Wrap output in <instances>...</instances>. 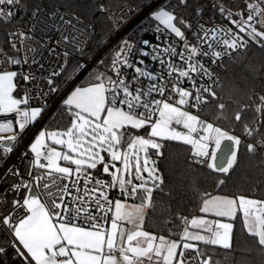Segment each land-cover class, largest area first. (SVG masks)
I'll use <instances>...</instances> for the list:
<instances>
[{
	"label": "snow or ice",
	"instance_id": "1",
	"mask_svg": "<svg viewBox=\"0 0 264 264\" xmlns=\"http://www.w3.org/2000/svg\"><path fill=\"white\" fill-rule=\"evenodd\" d=\"M178 2L185 4L186 0ZM243 2L244 8L239 11L214 3L213 8L231 27L208 28L199 24L192 36L196 44L190 43L192 24L175 14L170 4L159 6L151 13V20L158 23L146 29L155 33L156 44L148 39L140 44L123 39L112 49L110 63L105 64L103 58L96 61L98 67L91 73L87 86H76L67 94L62 103L70 126L63 130L38 129L20 153L21 162L28 165L30 180H25L14 166L4 173V177L17 178L18 182L7 190L14 191L17 198L11 201L12 211L0 216V227L12 237L11 246L23 264H212V256L201 245L232 249L235 225L225 220L234 221L238 212L246 233L264 249V201L242 195L204 193L199 211L222 219L178 216L184 225L178 240L170 238L175 235L171 231L165 237L145 229L146 210L154 206V192L162 191L165 183L151 155L163 156L165 142L190 146L192 161L214 172L227 175L239 165L241 137L202 119L200 113L209 97L218 98L212 84L220 86L218 77L202 58L209 57L216 64L225 56L232 59L233 53L246 54L244 50L251 44L264 49V0ZM21 4L22 0H0V24H11L16 15L13 9ZM100 8L105 10L103 5ZM39 11L38 7L33 10V19ZM64 15H59L61 23L55 27L61 29L64 42L82 52L81 42L75 36L70 40L71 34L63 29L88 33L78 27L79 17L66 20ZM122 21L123 17L114 21L117 28ZM29 31L33 34L19 30L7 33L8 43L17 55L9 56L0 50V114L15 113L18 125L17 131L12 119L0 123V133H6L0 135V166L22 142L26 129L43 119L47 110L46 105H31L30 100L35 97L27 90L14 95L18 81L27 85L37 79L31 65L39 64L37 55L47 46L35 39L34 26ZM177 44L181 45L179 50ZM47 50L55 52L51 47ZM69 55L65 50L63 56ZM149 56L160 64L159 72L153 73L139 58ZM176 58L182 63L177 64ZM22 65H28L29 70L8 67ZM77 69L82 73L87 66L77 65ZM128 69L133 73L131 79ZM62 74H66L64 64L51 71L47 84L52 86L53 77ZM195 76L207 77L212 84L197 85ZM184 80L189 82V89L182 87ZM49 91L58 89L50 87ZM259 100L255 110L264 113V96ZM217 107V120L224 119L226 105L220 103ZM234 118L241 121V112ZM145 127L150 128L147 138L129 131ZM253 132L248 124L244 125L246 136ZM126 138L127 147L122 149ZM48 141L67 151L57 150ZM245 147L248 153L255 154L264 149V139ZM149 149L155 152L150 155ZM102 153L107 154V162ZM115 162L122 166L116 167ZM99 165L104 174L111 176V182L96 179L93 183L89 170H96ZM110 167L115 171L110 172ZM224 183L219 181L220 185ZM117 185L123 199L112 201L107 189ZM22 191L25 195L21 200L18 197ZM66 197L71 199L66 202ZM128 200L136 203L129 204ZM0 202L6 201L0 198ZM189 252L194 255H188ZM5 253L6 249L0 247V255Z\"/></svg>",
	"mask_w": 264,
	"mask_h": 264
},
{
	"label": "trees",
	"instance_id": "2",
	"mask_svg": "<svg viewBox=\"0 0 264 264\" xmlns=\"http://www.w3.org/2000/svg\"><path fill=\"white\" fill-rule=\"evenodd\" d=\"M27 1L32 9L37 6V3ZM156 1L158 0H44L45 4L70 11L95 26V35L85 59L69 58L65 64L66 74L54 78L58 89L55 100L80 73L77 65H85L86 60L96 56L116 34L112 23L101 10V5L104 9H118L129 4L135 8L137 14H140ZM168 4L175 9V14L191 24L211 8L210 0H186L185 4H179L178 0H163L155 8ZM142 23L154 25L157 22L151 20L149 12L142 18ZM8 32H11V26L0 24V50L10 55L13 51L8 43ZM111 52L112 50H108L101 55L100 59L103 58L105 64H108ZM244 52L246 54L237 55L223 64L221 70L223 83L215 89L218 98L213 100L209 97V103L201 112L205 120L217 123L221 128L241 137L243 143L239 150V165L227 175L214 172L191 161L190 146L179 142H165V147L162 149L163 156L154 155L157 157V166L165 183L162 191L154 192V206L148 208L145 214L147 231L165 237H168L171 231L175 235L170 238L178 240L184 225L177 217L191 219L201 214L199 209L201 196L204 193L231 197L242 195L264 201V149H258L257 153L250 154L245 147L247 143L255 144L264 139V113H257L255 110L260 104L259 97L264 96V49L251 44ZM96 68H90L73 87L88 85L91 73ZM100 70L103 71V68ZM62 101L63 98L39 129L45 127L63 130L70 126V117ZM220 103L226 105L223 110L225 118L217 120L220 112L217 106ZM46 109L48 110L49 106ZM237 112H241V121H236L234 118ZM38 123L27 128L23 139L34 130ZM245 124L254 129L252 136L245 135ZM148 129L145 127L139 130L129 129V131L132 135L146 136L149 133ZM125 141H128L127 138ZM220 180H224L225 183L220 185ZM233 223L235 228L232 249L225 250L215 246L201 245L206 254L212 256V264H264V249L259 248L255 239L246 233L240 213L237 214ZM11 245L12 237L0 227V247L7 250ZM0 264L13 263L5 253L0 255Z\"/></svg>",
	"mask_w": 264,
	"mask_h": 264
},
{
	"label": "built area",
	"instance_id": "3",
	"mask_svg": "<svg viewBox=\"0 0 264 264\" xmlns=\"http://www.w3.org/2000/svg\"><path fill=\"white\" fill-rule=\"evenodd\" d=\"M31 1L37 3V6L33 9L30 7V3L27 0H22L21 6L13 9L16 12V15L13 18L12 23L9 24L11 26V32L19 30V31H23L26 34L31 35L33 33H31L29 30L32 29L34 26L35 39L40 40L41 44H46L47 46L41 48L40 54L37 55V60L39 61V64L31 65V71L36 75L37 79L29 82L27 85H25L22 80L18 81V92L14 93V95H19L24 90L29 91L31 95L35 97L34 99L30 100L31 105L33 106L46 105V108L49 106V109L45 113L46 115L49 111H51V109L55 106L57 102L59 103L62 100L61 96L55 100L56 91L55 92L49 91L50 87L56 88V86L54 83L55 77H53L52 86H49L47 84L48 76L50 75L52 70H58V66L62 64L65 65L66 61L69 58H77L80 60L85 59V57L89 53L90 43L95 35V26L93 23L85 21L83 18L71 13L70 11H67L65 9H62L54 5L45 4L44 0H31ZM210 2H211L210 10H206L202 14V17H200V19L192 23L193 26L192 34H190L189 37L190 43L192 44L197 43V41L194 38H192V36L196 31H198L199 24H203L208 28H211L214 25L231 27L227 19L219 15L218 9L213 8L214 3H219L224 8L231 9L232 11H239L244 8L243 0H210ZM154 4L152 6H154ZM152 6H150L149 8H151ZM37 7L40 9V11L38 12L37 17L33 19L32 13L33 10H35ZM57 9L59 10L58 13L56 14L55 17H52L51 14L56 12ZM147 10H145L140 14H137L135 8L129 4L123 5L118 9L104 10L106 16L108 17L114 29L116 30V34L96 56H94L90 60L88 59L86 60L85 65L88 67V70L92 67H98L96 61L100 59L101 55L108 50H112L125 38H127L130 42L136 44H140L144 39L150 40L153 44L157 43L155 33L146 30L150 24L142 23V18L144 17L145 14H147L146 13ZM60 14H65L64 19L66 20L72 18L73 16L80 18V23L78 27L81 30H86L88 34H82L81 32H73L71 28H65L63 29V31L65 33L71 34L69 36L70 40L72 39V36H75L81 42L80 47H82V52L78 50H73V46L70 43H66L61 39V29L55 27V25H59L61 23L59 19ZM121 17H123V21L119 24V27L117 28L116 23H114V21L119 20ZM73 23H76L74 19H73ZM154 26L155 24L152 25L153 28ZM48 47L54 48L55 52L49 53V51L47 50ZM180 47L181 45L177 44L178 50ZM65 50H68L70 52V55L67 58L63 56ZM145 50H149V49H145ZM13 55H17V54L13 52L9 56H13ZM237 55H238L237 53H233V58L236 57ZM139 58L144 59L145 64L148 65V67L152 70L153 73H157L160 71L161 68L160 64L156 61H152L151 56L139 57ZM232 59H230L228 56H225L222 58V60L217 61L216 64H212L211 59L209 57H203L202 61L206 66H208L211 69L212 72L216 74V77H218L219 85L221 86L223 83V78L221 75L223 64ZM110 62H111V54L109 56L108 63ZM176 63L181 64L182 62L179 61L178 58H176ZM39 65H43V68H40ZM8 67L9 70L19 71L21 70V68L23 69V71L29 70L28 65H22L19 67H12V66H8ZM126 71H127L128 79H131L133 75L132 70L128 69ZM194 78L197 82V85L206 86L208 84H212V81L208 80L207 77L201 78L199 76H195ZM144 83L146 84L147 81H145ZM212 86L214 90L220 87V86L217 87L216 84H212ZM182 87L189 89L190 88L189 82L187 80H184V82L182 83ZM39 90H42L43 93H45L46 95L43 96L40 95ZM173 99H175V96L173 97ZM202 107L204 108L205 105ZM201 118L204 119L202 115ZM6 119H12L14 127L18 131V125L15 124V119H16L15 113L0 114V123L5 122ZM43 119L39 121V123L34 128V130L26 138L22 139V142L16 145L13 153H11L7 157V162L2 163V166H0V178H3L2 180H0V198L6 201V202H0V216L8 215L12 211L11 201L17 198V194L14 191L13 192L7 191L11 185H14L18 182L17 178L12 176L4 177V173L10 166H14L15 168L20 169V173L25 180H30V177L27 174L29 170L28 165L21 162L22 157L20 153L21 151L25 150L26 145L30 144L31 140L34 138V134L41 127V123L43 122ZM0 135H6V133H0ZM127 143L128 141L123 142L122 149H126ZM102 155H105V160L107 162L109 160L107 154L103 153ZM190 159L192 161L191 156ZM199 166L205 167L204 165H199ZM112 171H114V168L110 167V172ZM89 172L91 173L93 183L94 180L96 179L105 182H111V176L108 174H104L102 172V165H99L96 170H89ZM80 185L81 188H83L84 186L83 178L80 181ZM89 187H91V184L89 185ZM25 191H22L19 194L18 197L19 199L21 200L23 199L25 195ZM107 195L112 201H115L116 199L121 198L123 194L121 193L117 185L115 188L107 189ZM70 199H71L70 197H66V202H68ZM1 228L5 230L3 227ZM5 232L7 233L6 230ZM6 253L13 264H23L22 260L19 257H17L15 250L12 248V246L6 250ZM188 255H194V253L189 252Z\"/></svg>",
	"mask_w": 264,
	"mask_h": 264
},
{
	"label": "water",
	"instance_id": "4",
	"mask_svg": "<svg viewBox=\"0 0 264 264\" xmlns=\"http://www.w3.org/2000/svg\"><path fill=\"white\" fill-rule=\"evenodd\" d=\"M163 0H158L155 4H154V6H152L151 8H149L147 11H146V13H149V12H151V11H153V9L158 5V4H160L161 2H162ZM87 70H88V67H87ZM87 70L86 71H84V72H80L75 78H74V80L70 83V85L68 86V88L63 92V94L61 95V99L65 96V94L75 85V83L87 72ZM58 104V102L55 104V106L51 109V111H49L46 115H45V117H44V119H43V122L46 120V118L50 115V113L53 111V109L56 107V105ZM43 122L41 123V125L43 124ZM149 152H151V153H153V152H155V150H152V149H149ZM121 198H123V195L121 196Z\"/></svg>",
	"mask_w": 264,
	"mask_h": 264
},
{
	"label": "rangeland",
	"instance_id": "5",
	"mask_svg": "<svg viewBox=\"0 0 264 264\" xmlns=\"http://www.w3.org/2000/svg\"><path fill=\"white\" fill-rule=\"evenodd\" d=\"M154 10H158V7L157 8H155ZM153 10V11H154ZM153 11H151L150 12V16H151V13L153 12ZM158 23V22H157ZM74 80V79H73ZM70 85V84H69ZM68 88V87H67ZM66 88V89H67ZM45 128V127H44ZM47 129H49V130H53V129H50V128H47ZM149 130V132H150V128L148 129ZM142 136H145V135H142ZM148 137V135H146L145 136V138H147ZM33 140V139H32ZM32 140H31V142H32ZM30 142V143H31ZM48 143L51 145V141H48ZM52 147H55V148H57V150H59V151H67V149L66 148H63L62 146H58V145H51ZM121 148H123L122 147V145H121ZM103 154V153H102ZM150 154V153H149ZM151 155V154H150ZM151 159L152 160H155V161H157V157L156 156H154V155H151ZM63 163L62 165H65V162H63V161H60V163ZM115 164H116V167H121L120 166V162H115ZM65 166H67V165H65ZM74 167V166H73ZM114 171H115V169H114ZM144 175L146 176L147 175V173H144ZM137 183H139V181H136ZM118 199H123V198H118ZM128 203L129 204H131V203H136V201H132V200H128ZM148 210V209H147ZM147 210H146V212H147Z\"/></svg>",
	"mask_w": 264,
	"mask_h": 264
},
{
	"label": "crops",
	"instance_id": "6",
	"mask_svg": "<svg viewBox=\"0 0 264 264\" xmlns=\"http://www.w3.org/2000/svg\"><path fill=\"white\" fill-rule=\"evenodd\" d=\"M87 86V85H86ZM76 87V86H75ZM75 87H72L66 94H65V96L63 97V99H65L66 98V96H67V94H69ZM63 163L61 162V165H62ZM62 166H65V165H62ZM215 195H221V196H226V195H222V194H215ZM228 197H231V196H228ZM250 198H253V197H250ZM253 199H256V198H253ZM256 200H258V199H256ZM239 213V212H238ZM237 213V214H238ZM201 216H204V218H206V219H209V220H215V219H222V218H217V217H215V216H213V215H211V214H203V213H201V214H199V215H197V216H195V217H201ZM225 222H232L233 223V221H228V220H225Z\"/></svg>",
	"mask_w": 264,
	"mask_h": 264
}]
</instances>
